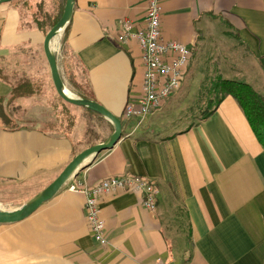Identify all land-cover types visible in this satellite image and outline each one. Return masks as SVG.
Here are the masks:
<instances>
[{
  "label": "crops",
  "instance_id": "1",
  "mask_svg": "<svg viewBox=\"0 0 264 264\" xmlns=\"http://www.w3.org/2000/svg\"><path fill=\"white\" fill-rule=\"evenodd\" d=\"M13 3L0 5V67L10 75L0 78V97L24 77L32 93L12 102L24 108L41 95L34 91L37 81L50 74L39 50L21 49ZM145 8V0H75L67 45L86 68L88 94L121 120L122 135L67 185L141 175L158 187L155 210L136 193L104 194L108 244L100 246L87 226L84 194L63 186L27 218L0 224V264H264V149L236 101L226 96L208 118L160 138L142 136L134 120L123 119L125 104L139 97L144 68L137 41L117 43L114 37L119 20L140 24ZM161 28L164 39L193 51L187 71L206 35L216 28L236 34L247 56L224 68L222 78L264 95V0H163ZM61 134L0 125V205H21L77 153L101 142L76 143Z\"/></svg>",
  "mask_w": 264,
  "mask_h": 264
},
{
  "label": "rangeland",
  "instance_id": "2",
  "mask_svg": "<svg viewBox=\"0 0 264 264\" xmlns=\"http://www.w3.org/2000/svg\"><path fill=\"white\" fill-rule=\"evenodd\" d=\"M37 1L15 0L12 7L18 12L16 24L20 26H17L15 34L21 33V49L23 51L34 49L37 53L39 50L37 57L42 60L45 58L44 54L40 53L43 35L35 29L31 20V13L35 11ZM15 5L17 6L14 7ZM8 34L10 33L8 32ZM234 38L237 39L236 34L228 36L223 34L219 28L206 35V39H203L200 47L196 46L194 50L192 65L187 71L181 89L163 106L160 113L147 117L140 124L142 136L164 137L197 122V119L206 110L208 103H213L217 97L218 80L223 77L221 71L234 64L238 65L240 61L246 59V53ZM60 40L61 36L54 40L57 54H59ZM36 67L34 65V73H36ZM62 77L67 89L75 94L63 74ZM34 86L35 83L33 88ZM34 89L41 94L40 97L27 101L23 105L24 108L12 105V103L9 105V112L15 118L18 126L39 127L50 132L68 134L76 143H94L102 141L110 135V123L108 124L86 108L76 107L62 101L57 95L49 75L38 80ZM47 181L41 182L40 187L46 185Z\"/></svg>",
  "mask_w": 264,
  "mask_h": 264
},
{
  "label": "built area",
  "instance_id": "3",
  "mask_svg": "<svg viewBox=\"0 0 264 264\" xmlns=\"http://www.w3.org/2000/svg\"><path fill=\"white\" fill-rule=\"evenodd\" d=\"M162 2L145 0L142 22L136 24L127 19L119 20L118 33L114 37L117 43L136 40L141 48L144 72L140 94L136 100L125 104L122 113L124 120H134L137 127L147 116L158 112L163 102L180 89L192 57V50L187 45L177 40L164 39L161 28ZM67 189L84 194L87 226L94 242L100 246L108 244L100 210V199L104 194L117 191L139 194L143 206L154 211L159 193L154 181L132 174L103 178L88 187L73 183L67 185Z\"/></svg>",
  "mask_w": 264,
  "mask_h": 264
},
{
  "label": "trees",
  "instance_id": "4",
  "mask_svg": "<svg viewBox=\"0 0 264 264\" xmlns=\"http://www.w3.org/2000/svg\"><path fill=\"white\" fill-rule=\"evenodd\" d=\"M65 1L66 0H38L36 2L35 11L31 13V20L35 29L43 36L60 19ZM67 31L68 26L61 35L59 54L56 53L58 66L67 82L72 86L75 94L93 100L91 95L88 94L89 82L86 68L79 57L67 45ZM9 77L10 75L7 69L0 67V78L4 81H8ZM16 82L15 84L17 85L11 87V92L8 97H0V125L6 129H12L18 125L15 118L9 112V105L16 98L24 95L28 96L32 93V87L28 79L23 77ZM226 96H231L236 101L256 139L264 149V95L256 92L252 86L246 82L220 78L217 84V97L213 103H208L206 110L199 119L204 120L208 118ZM86 110L105 120L98 113L89 109ZM109 126L112 132L113 129L111 124H109Z\"/></svg>",
  "mask_w": 264,
  "mask_h": 264
},
{
  "label": "water",
  "instance_id": "5",
  "mask_svg": "<svg viewBox=\"0 0 264 264\" xmlns=\"http://www.w3.org/2000/svg\"><path fill=\"white\" fill-rule=\"evenodd\" d=\"M11 1L13 0H0V5ZM74 3L75 0L65 1L60 19L43 36L42 52L49 69L53 87L60 99L67 104L86 108L98 113L111 124L113 131L106 140L88 146L77 153L46 187L21 205L14 208L0 205V224L17 223L30 216L43 203L51 199L81 168L86 166L100 152L111 149L121 138L122 124L117 116L94 100L80 97L75 94L74 96H68L64 92L66 85L56 60V52L51 48L50 44L54 38L61 36L68 26Z\"/></svg>",
  "mask_w": 264,
  "mask_h": 264
},
{
  "label": "bare ground",
  "instance_id": "6",
  "mask_svg": "<svg viewBox=\"0 0 264 264\" xmlns=\"http://www.w3.org/2000/svg\"><path fill=\"white\" fill-rule=\"evenodd\" d=\"M54 40H55V38L53 39V41H51V44H50V46H51V48L53 50H55V48H54ZM64 92L68 96H74V94L70 90H68L67 87L64 88Z\"/></svg>",
  "mask_w": 264,
  "mask_h": 264
}]
</instances>
